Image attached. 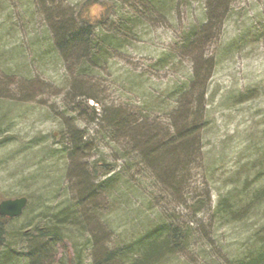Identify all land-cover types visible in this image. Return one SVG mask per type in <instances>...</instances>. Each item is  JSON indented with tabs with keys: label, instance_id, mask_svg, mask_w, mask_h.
Listing matches in <instances>:
<instances>
[{
	"label": "rangeland",
	"instance_id": "obj_1",
	"mask_svg": "<svg viewBox=\"0 0 264 264\" xmlns=\"http://www.w3.org/2000/svg\"><path fill=\"white\" fill-rule=\"evenodd\" d=\"M84 1L0 0V67L4 70V73L0 71V199L27 197L30 205L19 220L7 226L15 231L36 234L29 227L49 221L51 214L77 204L80 184L85 182L93 187L105 179L90 175L89 167L97 157L116 163L117 155L112 154L110 145L106 146L107 138L102 134L99 139V134L90 139L83 149L85 154L75 157L76 162L61 157L50 159L46 155L47 150L59 148L60 133L86 127L90 136H94L95 131L101 130L98 120L92 121L88 116L74 122L79 117L75 113H70L73 120L63 119L59 123L52 119L64 110L75 112V104L84 97L65 99V90L54 89L65 73L62 67L45 68L38 61L44 37H48L47 30L53 22L50 5L54 10L58 8L56 12L65 14ZM109 1L118 0H99L91 9L92 16H99L102 6H110ZM229 1L231 7L224 15L218 43L203 49L200 60L189 57L179 60L172 77L181 80L193 74L198 64L219 53L218 63H213L208 78L201 82L198 78L200 86L194 96L199 97L204 121L200 133L201 166L171 193L163 180L158 181L154 176L153 189L144 188L137 196L130 193L129 198L127 194L125 200L128 199L130 206L126 210L131 219L116 213L122 199L94 197L95 211L91 207L85 213L75 209L80 212L77 228L66 227L60 230L61 238L39 242L41 264L101 262L102 252L143 235L165 221L190 227L197 235L190 248L167 264H212L239 253L264 226V204L241 217L222 219L224 213L216 214L221 197H227L230 203L233 200V209L237 212L248 206L246 194L264 186V0ZM125 2L120 0V4ZM206 8L205 0H186L169 19L146 21L139 36L115 55L91 84L80 90L96 96L103 105L129 109L127 93L124 91L122 95L121 87L112 84L113 80L125 82L127 90L128 83L137 79L145 87V94L148 85L165 88L171 81L168 74L172 73L151 71L149 64L172 49L186 28L198 26L205 19ZM235 40L238 44L231 49L230 43ZM17 70L21 79L12 76ZM245 94L248 97H241ZM127 96L133 97L132 106H138L139 96ZM243 98L250 99L243 102ZM86 102L83 103L100 113V106L93 101ZM109 201H115L116 205H107ZM197 204L201 205L199 213L193 210ZM28 246L24 245L26 252Z\"/></svg>",
	"mask_w": 264,
	"mask_h": 264
},
{
	"label": "trees",
	"instance_id": "obj_2",
	"mask_svg": "<svg viewBox=\"0 0 264 264\" xmlns=\"http://www.w3.org/2000/svg\"><path fill=\"white\" fill-rule=\"evenodd\" d=\"M43 1L46 3L47 0ZM185 1L127 0L123 4H120V0L109 1L110 6H102L101 14L97 17L92 16L91 9L99 0H85L81 5L66 11L65 14L56 12L58 8L54 10L50 5L49 15L53 16L50 30H47L50 39L48 40L47 36L44 37L43 52L38 55V61L45 68L62 67L65 73L59 77V84L54 89L65 90V99L84 97L75 104V112H72L73 109L66 112L64 110L57 116H52V119L59 123L63 119L73 120L70 113H75L79 117L74 122H80L85 118L84 116H88V119L92 121L98 120L101 130L95 131L94 136H90L89 129L86 127L74 128L69 130L68 134L60 133L57 138L59 148L55 151L47 150L46 155L50 159L61 157L63 160L70 159L76 162L75 157H82L85 154L83 149L91 142L90 139L93 140L97 134L99 139L102 134L104 138H107L106 146L110 145L112 154L117 155L114 157L116 163L109 162L103 156L97 157L89 167L90 175L105 179L93 187L85 182L80 184L76 192L77 204L69 210L51 214L49 221L29 227L36 234L7 228L10 223L21 217L14 219L0 217V264H41L42 253L37 249L41 245L39 242L61 238V231L66 227L77 228L80 212H76L78 210L75 211V209L80 208L85 213L87 207H91V210L95 211L94 197L96 196L105 195L111 200L122 199L123 203L120 204L119 211L116 213H122L131 219L132 216L126 210L130 206L129 202L127 203L128 199L125 200L127 194L129 198L130 193L137 196L144 188L153 189L154 176L158 178V181L163 180L164 186L170 190L168 193H171L186 176L188 177L191 172L201 166L202 135L200 137V133L204 128V121L199 110V97L194 96L201 80L207 79V73L214 64L218 63L219 53L215 52L214 58L198 64L193 74L181 80L178 78L173 80L172 77H175L179 60L185 57L200 60L203 49L207 50L218 43L224 15L231 7H229V0H205L207 5L205 19L198 26L186 28L172 49L149 64L151 71L172 73L168 74L171 81L165 88L155 89L148 85L145 94L143 92L145 87L142 88V83H137L139 81L137 79L135 82L128 83L127 90L123 85L125 82L113 80L112 84L121 87L122 95L125 91L127 95L139 96L138 106H132L133 97L130 98L127 95L126 104L131 105L129 109L120 105L116 107L103 105L96 96L85 94L80 90L81 87L84 90L85 85L91 84L99 71L107 67L115 55L121 50L124 51L125 47L139 36L146 21L157 18L169 19V16L178 10V7H182ZM238 40L230 43L231 49L238 44ZM0 71L4 73L1 67ZM12 76L15 79L22 77L18 70ZM131 87L134 88L130 89ZM241 97H248V94ZM248 99L250 98H243L242 101L246 102ZM86 101H93L100 106V113H95L93 108H89L85 104ZM62 103H64L63 100ZM64 107L66 108L67 105ZM137 172L140 173L134 176ZM245 197V203H248V206L241 207L237 212L233 209L235 203L233 200L231 204L227 197H221L216 207V214L224 213L222 219H230L231 216L241 217L256 207L260 208L264 204V186L246 194ZM236 199L239 198L236 197ZM108 204L116 205L115 201H109ZM29 208L28 202L24 212ZM193 210L199 213L201 205L197 204ZM48 224L51 225L47 226ZM196 236L190 227L165 221L143 235L121 245H114L108 251L102 252L100 260L102 264H167L173 257L190 248ZM26 244L29 245L28 252L24 249ZM244 246L245 248L236 255L219 259L217 262L212 261V264H264V226L259 228L248 241V245ZM202 257L205 261V255ZM77 262H79L78 258Z\"/></svg>",
	"mask_w": 264,
	"mask_h": 264
},
{
	"label": "water",
	"instance_id": "obj_3",
	"mask_svg": "<svg viewBox=\"0 0 264 264\" xmlns=\"http://www.w3.org/2000/svg\"><path fill=\"white\" fill-rule=\"evenodd\" d=\"M28 200L26 197L6 199L0 202V217L14 219L23 214Z\"/></svg>",
	"mask_w": 264,
	"mask_h": 264
}]
</instances>
